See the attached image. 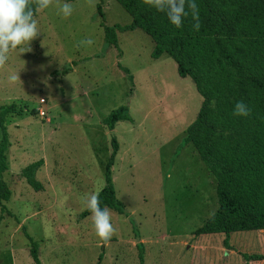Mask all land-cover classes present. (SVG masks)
<instances>
[{
    "label": "rangeland",
    "instance_id": "rangeland-1",
    "mask_svg": "<svg viewBox=\"0 0 264 264\" xmlns=\"http://www.w3.org/2000/svg\"><path fill=\"white\" fill-rule=\"evenodd\" d=\"M59 3L71 4L72 14H58L56 0L37 11L40 33L30 42L32 51L10 52L0 69V105L23 109L6 117L10 146L1 177L11 196L2 201L6 210L0 207V264H35L27 235L38 243L42 264H141L138 240L143 264H242L237 249L258 251L261 232L247 241L252 230L232 232L234 252L219 234H193L218 203L215 178L193 145L182 144L202 102L192 79L178 75L167 53L152 58L154 43L140 28L118 31V47L105 42L103 25L131 22L116 0ZM88 38L92 45L77 46ZM9 71L19 72L21 82L8 83ZM120 105L129 107L133 120L118 121L111 131L102 119ZM112 135L119 146L113 184L129 216L108 208L115 231L104 241L91 213L80 215L81 197L104 185ZM38 159L43 189L35 191L21 169Z\"/></svg>",
    "mask_w": 264,
    "mask_h": 264
},
{
    "label": "trees",
    "instance_id": "trees-1",
    "mask_svg": "<svg viewBox=\"0 0 264 264\" xmlns=\"http://www.w3.org/2000/svg\"><path fill=\"white\" fill-rule=\"evenodd\" d=\"M116 1L131 16V22L110 26L102 23L105 42L118 47V31L140 28L154 43L152 58L167 53L175 61L178 75L190 77L202 96L196 117L185 129L182 144L193 145L215 178L218 206L193 234L222 232L227 236L236 231L264 229V0H195L201 24L198 31L193 28L191 14L184 17L181 27L177 28L165 13L144 4L143 0ZM32 7L35 9V5ZM97 10L104 18L100 3ZM36 14L37 11L34 18ZM122 69L133 81L129 70ZM237 101L248 106V116L232 114ZM22 112L23 109H16L14 104L0 105L2 211L6 210L2 201L11 196V189L1 177L8 168L10 146L6 117ZM121 120H133L127 105L111 110L102 123L112 131ZM110 146L100 206L129 216L116 196L112 179L111 168L119 149L115 135L111 136ZM42 164L43 159H38L21 169L22 176L35 191L43 189L36 178ZM89 214L86 209L80 213L82 217ZM133 232L139 239L134 224ZM27 237L33 262L42 264L38 243L31 236ZM224 244H228L227 238ZM136 247L139 262L143 264V242L138 240ZM101 256L102 253L98 258ZM243 256L264 259L260 254Z\"/></svg>",
    "mask_w": 264,
    "mask_h": 264
},
{
    "label": "clouds",
    "instance_id": "clouds-1",
    "mask_svg": "<svg viewBox=\"0 0 264 264\" xmlns=\"http://www.w3.org/2000/svg\"><path fill=\"white\" fill-rule=\"evenodd\" d=\"M54 0H0V69H3L9 60L10 52L18 55L32 51L30 42L35 39L40 30L36 19L35 11H43L53 5ZM88 4L94 6V0H87ZM143 3L155 8L158 12L165 13L169 22L177 28L181 27L183 18L191 14L194 21V30H199L200 17L199 9L195 0H143ZM58 14L64 18L69 17L73 12V6L69 3L60 4L56 0ZM35 5V9L32 7ZM94 43L91 38L78 42L80 46H90ZM21 82L19 72L9 71L7 82L15 84ZM234 116H248L250 109L243 101H237L233 107ZM97 188L90 194L81 197L84 208L91 213L92 226L96 236L107 241L114 234V227L111 222V212L108 208L100 206V192Z\"/></svg>",
    "mask_w": 264,
    "mask_h": 264
},
{
    "label": "crops",
    "instance_id": "crops-1",
    "mask_svg": "<svg viewBox=\"0 0 264 264\" xmlns=\"http://www.w3.org/2000/svg\"><path fill=\"white\" fill-rule=\"evenodd\" d=\"M252 231H253V233H248L249 235L247 236V238L245 237L246 238L245 241H247L248 239H251L250 236H253V238H255V236L258 235V232H261L260 234H262L263 237L262 238L260 237L258 239L259 240V243H258L259 244V247H258L259 252L258 251L254 252L255 250L252 249L253 250V253H252V252H250V249L246 250L245 248H241V249L238 248L237 251H242V256L243 255H250V254H252V255L253 254H260V255L264 256V229H258V230H252ZM211 234H219V236H220L219 241L224 247H226L228 249L227 251H229V252L235 251V247L232 246L233 242H228L227 245L224 244V239L227 238V241H229V238H231V236H232L231 233L227 236L222 232L211 233ZM230 243H231V246H230ZM246 247H249V246H246ZM225 252H226V250L224 249L223 253L225 254ZM249 259H246L243 256V262L241 261L242 264H261L260 262H264V259H253L251 262H248L247 260H249Z\"/></svg>",
    "mask_w": 264,
    "mask_h": 264
},
{
    "label": "built area",
    "instance_id": "built-area-1",
    "mask_svg": "<svg viewBox=\"0 0 264 264\" xmlns=\"http://www.w3.org/2000/svg\"><path fill=\"white\" fill-rule=\"evenodd\" d=\"M45 102H46L45 98L41 97V98L39 99V104L42 105V104L45 103ZM37 112H38V114H39L41 117L45 118V116H46V110L43 109L42 106H38V108H37Z\"/></svg>",
    "mask_w": 264,
    "mask_h": 264
}]
</instances>
